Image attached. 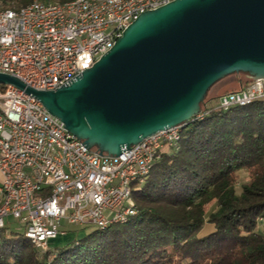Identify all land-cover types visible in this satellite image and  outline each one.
<instances>
[{"label": "built area", "instance_id": "1", "mask_svg": "<svg viewBox=\"0 0 264 264\" xmlns=\"http://www.w3.org/2000/svg\"><path fill=\"white\" fill-rule=\"evenodd\" d=\"M174 0L34 1L19 11L0 9V73L39 91L70 85L108 53L145 12ZM0 90V229L20 220L26 239L47 250L67 235L63 225L104 231L139 211L133 201L155 163L181 140L183 128L154 135L119 157L89 149L33 96ZM264 100V81L219 99L223 112Z\"/></svg>", "mask_w": 264, "mask_h": 264}, {"label": "trees", "instance_id": "2", "mask_svg": "<svg viewBox=\"0 0 264 264\" xmlns=\"http://www.w3.org/2000/svg\"><path fill=\"white\" fill-rule=\"evenodd\" d=\"M34 1L73 0H4L2 6L19 11ZM251 82L212 97L214 85L206 110ZM244 170L249 181L238 190ZM133 201L139 215L126 224L95 227L46 251L24 234L0 229V264H264V100L211 111L186 126L135 185Z\"/></svg>", "mask_w": 264, "mask_h": 264}, {"label": "water", "instance_id": "3", "mask_svg": "<svg viewBox=\"0 0 264 264\" xmlns=\"http://www.w3.org/2000/svg\"><path fill=\"white\" fill-rule=\"evenodd\" d=\"M235 74L264 81V0H174L140 15L70 85L39 91L0 73V86L35 97L89 149L119 157L198 120L213 86Z\"/></svg>", "mask_w": 264, "mask_h": 264}, {"label": "rangeland", "instance_id": "4", "mask_svg": "<svg viewBox=\"0 0 264 264\" xmlns=\"http://www.w3.org/2000/svg\"><path fill=\"white\" fill-rule=\"evenodd\" d=\"M2 1L0 0V9H9V7L2 6ZM249 80L247 76H232L229 77L223 81H221L219 84H217L214 89L211 91L210 96H217L218 94H223L229 91L238 90L240 87L241 82H245ZM249 181V176L247 171H241L240 175L238 177V183L237 188L238 190L241 189V185ZM213 206L209 207V211L213 210ZM63 225L66 227L68 231L76 230L78 233H69L65 237H59L55 240H52L49 244V248H60L64 245L72 242L73 240H79L83 236L87 234V232L92 231L95 227L93 225H85L84 227H77V226H67L65 222H63ZM6 227L17 234H24L25 229L24 225L21 223L20 220H15L12 217L6 218ZM208 227V226H207ZM260 229L264 231V221L260 222ZM41 251H46L43 248H40Z\"/></svg>", "mask_w": 264, "mask_h": 264}]
</instances>
